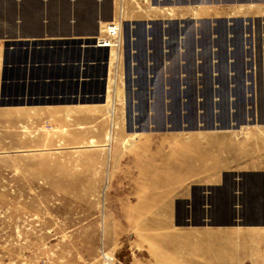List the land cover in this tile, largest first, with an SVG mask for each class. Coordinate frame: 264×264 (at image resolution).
<instances>
[{"label":"rangeland","instance_id":"rangeland-1","mask_svg":"<svg viewBox=\"0 0 264 264\" xmlns=\"http://www.w3.org/2000/svg\"><path fill=\"white\" fill-rule=\"evenodd\" d=\"M119 19L103 106L0 101V264H264V215L227 190L264 171V0Z\"/></svg>","mask_w":264,"mask_h":264},{"label":"crops","instance_id":"crops-1","mask_svg":"<svg viewBox=\"0 0 264 264\" xmlns=\"http://www.w3.org/2000/svg\"><path fill=\"white\" fill-rule=\"evenodd\" d=\"M117 14L118 0H0L3 108L103 106L112 69L111 52L91 46L89 39L97 36L102 26ZM234 174L244 176V186L227 183L229 194L245 190L251 199L245 206V213L251 218L247 219L261 218L264 171Z\"/></svg>","mask_w":264,"mask_h":264},{"label":"built area","instance_id":"built-area-1","mask_svg":"<svg viewBox=\"0 0 264 264\" xmlns=\"http://www.w3.org/2000/svg\"><path fill=\"white\" fill-rule=\"evenodd\" d=\"M120 19L105 24L102 34L96 39L95 45L99 48H108L118 50L121 45L120 40Z\"/></svg>","mask_w":264,"mask_h":264},{"label":"bare ground","instance_id":"bare-ground-1","mask_svg":"<svg viewBox=\"0 0 264 264\" xmlns=\"http://www.w3.org/2000/svg\"><path fill=\"white\" fill-rule=\"evenodd\" d=\"M111 52H114L113 51V49H111ZM116 54V53H115ZM138 137V134H135L134 136H133V139L132 140H135L136 138ZM129 145V144H128ZM140 212H139V214H148V213H150V211H145V210H143V208L142 207H140V210H139Z\"/></svg>","mask_w":264,"mask_h":264},{"label":"water","instance_id":"water-1","mask_svg":"<svg viewBox=\"0 0 264 264\" xmlns=\"http://www.w3.org/2000/svg\"><path fill=\"white\" fill-rule=\"evenodd\" d=\"M104 90H105V87H104ZM103 100V99H102Z\"/></svg>","mask_w":264,"mask_h":264}]
</instances>
